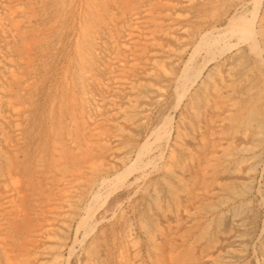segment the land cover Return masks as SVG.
Segmentation results:
<instances>
[{
	"label": "bare ground",
	"instance_id": "obj_1",
	"mask_svg": "<svg viewBox=\"0 0 264 264\" xmlns=\"http://www.w3.org/2000/svg\"><path fill=\"white\" fill-rule=\"evenodd\" d=\"M41 1V0H40ZM46 1V0H45ZM53 1V0H52ZM56 1V0H54ZM73 0H61V5L67 10H74L75 3H72ZM80 1V0H79ZM142 0H81V4L83 5L81 11V20L78 24V29L76 30L78 36L74 37L73 41V53L74 58H65L66 64L68 63L70 69H72V73L65 75L63 77V84L61 94L56 99L51 100L49 108L45 111L47 115L45 118H49V126L46 128L47 133L50 136V148L47 151L46 166L45 168L42 165L41 157L44 158V154L38 153V157L34 162V168L39 173H42V178H44V182L42 185L35 184L34 181L31 180V177L25 175L22 172V166L16 164L14 162V156L16 153V145L17 139L20 137L21 133V122L26 115V109L30 107L27 101H30L28 97V92L36 86L37 80L36 76H38V72L35 74L33 68V61L31 60V50L30 48L36 43L32 39V37H28L26 35V29L30 27L29 25L32 23L33 13L34 12V3L36 0H0V4L3 5L4 12L0 10V162L3 165V171L0 174V264H68L69 257L73 254L76 247H80L82 245V241L88 234V232H92L93 227H95L96 223L99 220L95 215L98 208H100L103 203L106 201L107 197L116 189H118L121 185L124 186L126 184V179L131 174L134 177L129 179V185H136V188L140 186V183L137 181L148 173L149 168L157 164V160L165 154L164 147L167 144V139L169 137H165L163 139L162 136H155L149 140L145 141L142 144H133L127 147L123 152H117L115 148H113L114 143H117L120 135L123 130L122 126L131 125L132 119L130 116L128 117V107L130 108L132 105H139L138 101L136 104L134 102L135 94H133L134 84L136 81V77L138 76V70L140 69V61L148 62V67L150 70L157 68L162 69L166 76L167 73L170 72L165 71L162 64H160L157 59L153 58L155 52H151V49L148 51L146 49L147 45L150 44L154 50L156 48L159 51L158 45L159 42L156 40V37L150 34L147 37L148 33H150V29H148V23H157V17L164 16L165 11L169 10V8L175 5V0H147L146 2ZM190 1V0H189ZM201 1V0H200ZM207 1V0H206ZM218 1V0H217ZM225 1V0H224ZM224 1L222 3H224ZM244 1V0H243ZM248 1V0H247ZM251 1V0H250ZM253 1V0H252ZM256 1V0H255ZM76 2V1H75ZM182 2V1H181ZM193 1H191L192 3ZM199 2V0H198ZM203 2V1H202ZM231 2V1H230ZM258 2V1H257ZM50 3V2H49ZM79 3V4H80ZM219 3V2H215ZM221 3V4H222ZM249 3V2H248ZM43 4V3H42ZM46 4V2H45ZM53 4V2H52ZM55 4V3H54ZM80 4V5H81ZM188 4V3H187ZM206 4V2L204 3ZM257 4V3H256ZM1 5V6H2ZM44 5V4H43ZM56 5V4H55ZM158 7H157V6ZM183 5V4H182ZM181 5V6H182ZM185 5V4H184ZM190 5V3L188 4ZM192 5V4H191ZM197 5V4H196ZM210 5V4H209ZM215 5V4H214ZM250 5V4H249ZM36 6V4H35ZM38 6V5H37ZM40 6V5H39ZM46 6V5H44ZM58 6V7H59ZM156 6V7H155ZM187 6V5H185ZM205 6V5H204ZM213 6V5H212ZM223 6V5H222ZM221 6V7H222ZM240 6V5H239ZM42 7V6H41ZM59 7V8H60ZM175 7V6H174ZM184 7V6H183ZM191 7V6H190ZM198 7V6H197ZM207 7V6H206ZM214 7V6H213ZM254 7V6H253ZM263 7V6H262ZM155 8H161V12L159 10L155 11ZM181 9V7H179ZM204 8V7H203ZM223 8V7H222ZM50 9V8H49ZM54 9V7L52 8ZM56 9V8H55ZM79 9V8H78ZM175 9V8H173ZM172 9V10H173ZM199 9V8H198ZM211 9V8H210ZM209 9V10H210ZM227 9V8H226ZM246 9V8H244ZM250 9V8H249ZM248 9V10H249ZM37 11L39 8L36 9ZM70 10V11H71ZM189 10V9H188ZM191 10V9H190ZM222 10V9H221ZM233 10V9H232ZM240 10V9H239ZM247 10V11H248ZM254 10V8H253ZM252 10V11H253ZM258 10V9H257ZM44 11V10H43ZM47 11V10H46ZM45 11V12H46ZM50 11V10H49ZM47 11V12H49ZM63 11H65L63 9ZM69 11V10H68ZM69 11V12H70ZM78 11V10H77ZM204 11V10H203ZM207 11V10H206ZM216 11V10H215ZM234 11V10H233ZM256 11V10H255ZM39 12V11H38ZM66 12V11H65ZM67 14H70V13ZM73 12V11H72ZM159 12V13H157ZM213 12V11H211ZM210 12V13H211ZM240 12V11H239ZM243 12V11H242ZM246 12V11H245ZM244 12V13H245ZM42 13V12H41ZM50 13V12H49ZM80 13V12H79ZM161 13V14H160ZM169 14V12L167 11ZM176 13V12H175ZM179 13V12H178ZM188 14V12H186ZM194 13V12H193ZM192 13V14H193ZM241 13V12H240ZM240 13L239 16L241 15ZM247 13V12H246ZM251 13V12H250ZM45 14V13H44ZM64 14V13H63ZM66 14V17H67ZM167 14V15H168ZM186 14V15H187ZM204 14V13H203ZM215 15L217 13H214ZM257 14V13H256ZM35 15V14H34ZM42 15V14H41ZM53 15L52 13L50 14ZM183 15V14H181ZM179 14V16H181ZM212 15V13H211ZM244 15V14H243ZM242 15V16H243ZM259 15V14H258ZM79 16V15H78ZM174 16V13H173ZM177 16V14H176ZM176 17V18H179ZM193 16V15H191ZM217 16V15H216ZM228 16V15H226ZM56 17V16H55ZM64 16L62 15V18ZM70 17V15H69ZM166 17V16H164ZM169 17V15L167 16ZM195 17V16H194ZM203 18V16H201ZM214 16L212 15V18ZM224 17V16H223ZM234 17H238L234 16ZM245 17V16H244ZM242 17V19L244 18ZM247 17V16H246ZM251 17V16H250ZM258 17V16H257ZM170 18V17H169ZM172 18V16H171ZM174 18V17H173ZM186 18V17H185ZM205 18V16H204ZM207 18V17H206ZM205 18V19H206ZM210 18V17H209ZM236 18V19H237ZM254 18V16H253ZM261 18V16H260ZM57 19V18H56ZM66 18H64L65 20ZM68 19V18H67ZM189 19V18H188ZM192 19V18H191ZM208 19V18H207ZM221 19V18H220ZM233 19V18H232ZM248 19V18H246ZM252 19V18H250ZM256 19V18H254ZM63 20V21H64ZM69 20V19H68ZM158 22H161L158 19ZM164 20V18H163ZM162 20V21H163ZM176 20V19H174ZM181 20V18H180ZM184 20V19H183ZM196 20V19H195ZM209 20V19H208ZM216 20V18H215ZM229 20V19H226ZM257 20V19H256ZM259 20V19H258ZM54 21V20H53ZM52 21V22H53ZM57 21V20H56ZM62 21V20H61ZM169 21V20H168ZM173 23L172 20H170ZM169 21V22H170ZM193 21V20H192ZM205 21V20H204ZM234 21V20H233ZM242 21V20H241ZM253 21V20H252ZM262 21V20H260ZM259 21V22H260ZM59 22V21H58ZM65 22V21H64ZM70 22V21H69ZM166 22V21H165ZM168 22V23H169ZM203 22V21H202ZM224 22V20H223ZM243 22V21H242ZM250 22V21H249ZM258 22V23H259ZM56 23V22H55ZM60 23V22H59ZM58 23V24H59ZM63 23V22H62ZM72 23V21H71ZM163 24V22H161ZM176 23V22H175ZM179 23V22H178ZM195 23V22H194ZM212 23V22H211ZM216 23V22H215ZM234 23V22H232ZM61 24V23H60ZM64 24V23H63ZM74 24V23H73ZM162 24L159 26L162 27ZM164 23L163 25H165ZM170 24V23H169ZM167 24V26L169 25ZM204 24V23H203ZM209 24V23H207ZM227 24V23H226ZM231 23H229V26ZM246 24V22H245ZM248 24V23H247ZM255 24V23H254ZM252 24V25H254ZM261 24V23H260ZM257 24V25H260ZM264 24V23H263ZM171 25V24H170ZM181 25V23H180ZM216 24H214L215 26ZM228 25V24H227ZM233 25V24H232ZM250 25V26H252ZM256 25V26H257ZM32 26V25H31ZM57 26V25H56ZM54 26V27H56ZM63 26V25H62ZM61 26V27H62ZM158 26V25H157ZM219 26V25H218ZM236 28L235 33L243 34L242 27H239L240 24L235 23ZM248 26V25H247ZM245 25V30L247 29ZM248 26L247 31H252L251 27ZM47 27V26H46ZM50 27V26H48ZM53 27V26H52ZM53 27V28H54ZM154 27V26H153ZM156 27V26H155ZM181 27V26H180ZM179 27V28H180ZM216 27V26H215ZM226 27V26H225ZM228 27V26H227ZM253 27V26H252ZM26 28V29H25ZM60 28V27H57ZM65 28V27H64ZM157 28V27H156ZM155 28V30H157ZM172 29L174 27H171ZM177 28V27H176ZM224 28V26H223ZM44 29V28H43ZM42 29V30H43ZM185 28L184 31H186ZM189 29V28H188ZM232 29V28H230ZM237 29V30H236ZM261 29V28H260ZM259 29V31H260ZM263 29V27H262ZM261 29V30H262ZM40 30V28H39ZM38 30V32H39ZM45 30V29H44ZM50 30V29H49ZM57 30V29H56ZM153 30V29H152ZM160 30V29H158ZM165 30V29H164ZM195 30V29H194ZM228 29H226L227 31ZM256 30V29H255ZM51 31V30H50ZM55 31V29H54ZM58 31V30H57ZM56 31V32H57ZM60 31V29H59ZM58 31V32H59ZM65 31V30H62ZM154 31V30H153ZM152 31V32H153ZM162 31V30H161ZM168 31V30H167ZM166 31V33H167ZM172 31V30H171ZM177 31V30H176ZM182 31V29H181ZM183 31V32H184ZM205 31V30H204ZM207 31V30H206ZM219 31V30H218ZM222 31V30H221ZM257 31V32H259ZM34 32V31H33ZM37 32V33H38ZM44 32V31H43ZM48 33V30L46 31ZM57 32V33H58ZM180 32V31H179ZM187 32V31H186ZM185 32V33H186ZM192 32V31H191ZM220 32V31H219ZM224 32V31H222ZM229 32V31H228ZM55 32H52L54 34ZM61 33V31H60ZM67 33V32H66ZM76 33V32H75ZM188 33V32H187ZM198 33V32H197ZM204 33V32H202ZM211 33V32H210ZM233 33V32H232ZM230 33V34H232ZM249 33V32H248ZM253 33V32H252ZM256 33V32H254ZM253 33V34H254ZM262 33V32H261ZM28 34V33H27ZM41 34V33H40ZM65 34V33H64ZM153 34V33H152ZM156 34V32H155ZM164 34V32H163ZM220 34V33H217ZM223 34V33H222ZM251 34V35H253ZM43 35V34H42ZM47 35V34H46ZM51 35L48 33V37ZM63 35V32H62ZM67 35V34H66ZM76 35V34H75ZM154 35V34H153ZM157 35V34H156ZM165 35V34H164ZM171 35V34H170ZM187 35V34H186ZM260 35V34H259ZM263 35V34H262ZM45 36V35H44ZM64 36V35H63ZM173 36V34H172ZM190 36V35H189ZM207 36V35H206ZM211 36V35H210ZM231 36V35H230ZM224 37L225 39L230 37ZM234 36V35H232ZM256 36V34L254 35ZM258 36V35H257ZM52 37V36H51ZM50 37V38H51ZM55 37V36H54ZM61 38V36H59ZM158 37V36H157ZM164 37V36H163ZM170 37V36H169ZM177 37V36H176ZM179 37V36H178ZM185 37V36H184ZM183 37V39H184ZM208 37V36H207ZM239 37V36H237ZM244 37V35H242ZM40 36L35 38V40H39ZM45 37H42V39ZM58 38V37H57ZM56 38V39H57ZM73 38V36L71 37ZM180 38V37H179ZM182 38V37H181ZM202 40L201 38L197 37ZM245 38V37H244ZM250 38H253L251 36ZM41 39V40H42ZM46 39V38H45ZM49 39V38H48ZM47 39V40H48ZM171 39V38H170ZM181 41H185V40ZM235 39V38H234ZM241 39V38H240ZM245 38L244 40L247 42ZM256 39V38H254ZM46 40V41H47ZM54 40V38H53ZM69 40V39H68ZM73 40V39H72ZM160 40V39H159ZM180 40V39H178ZM229 40V39H228ZM233 40V38H232ZM239 39L237 38V41ZM243 40V41H244ZM264 40V39H263ZM43 41V40H42ZM45 41V44H46ZM49 41V40H48ZM59 41V40H58ZM64 41V40H63ZM67 41V40H65ZM173 41V40H172ZM189 41V40H188ZM203 41V40H202ZM224 41V40H223ZM227 41V40H226ZM225 41V42H226ZM258 41V40H253ZM262 41V40H261ZM40 42V41H39ZM50 42V41H49ZM48 42V43H49ZM70 42V41H69ZM72 42V41H71ZM166 42V41H165ZM176 42V41H173ZM245 42V43H246ZM55 43V42H54ZM59 44L58 42H56ZM62 43V42H61ZM64 43V42H63ZM167 43V42H166ZM178 43V42H177ZM190 43V42H189ZM229 43V41H228ZM235 45L239 44L234 42ZM255 43V42H254ZM249 42L250 46L255 47L254 44ZM39 44V43H38ZM41 44V43H40ZM44 44V43H43ZM42 44V46H44ZM53 44V43H52ZM56 44V45H57ZM162 44V43H161ZM168 44V43H167ZM167 44H165L167 46ZM180 44V43H179ZM183 45V43H181ZM195 44V43H194ZM200 44V41H199ZM198 44V45H199ZM230 44V43H229ZM226 47H228V45ZM232 44V43H231ZM260 44V43H259ZM36 45V44H35ZM54 45V44H53ZM52 45V46H53ZM67 45V43H66ZM164 45V44H162ZM234 45V44H233ZM245 45V44H243ZM258 45V44H257ZM256 45V46H257ZM42 46H38L41 47ZM46 46V45H45ZM51 46V44H50ZM65 46V43H64ZM63 46V47H64ZM170 46V45H169ZM177 46V45H176ZM175 46V47H176ZM184 46V45H183ZM186 46V45H185ZM239 46V45H238ZM241 46V45H240ZM249 46V47H250ZM263 45H261L262 47ZM47 47V46H46ZM55 47V46H54ZM53 47V48H54ZM161 47V46H160ZM193 47V46H192ZM226 47H224L226 49ZM230 47V46H229ZM248 47V48H249ZM264 47V46H263ZM262 47V48H263ZM37 48V47H36ZM45 48V47H44ZM52 48V47H51ZM62 48V47H61ZM149 48V47H148ZM169 47L168 49H170ZM223 48V49H224ZM246 48V47H245ZM250 48V49H252ZM39 49V48H38ZM63 49V48H62ZM155 49V50H156ZM165 49V48H164ZM173 49V47L171 48ZM183 49V48H182ZM206 49V48H205ZM229 49V48H227ZM258 49V47H257ZM41 50V49H39ZM44 50V49H43ZM46 50V49H45ZM48 50V49H47ZM56 50V49H55ZM143 50V51H142ZM147 50L148 52H146ZM166 50V49H165ZM165 50L164 53H165ZM218 50V49H217ZM256 49H253V51ZM260 50V49H259ZM263 50V49H262ZM54 51V50H53ZM142 51V52H140ZM162 50H160L161 52ZM193 51H196L195 49ZM198 51V50H197ZM196 51V52H197ZM223 51V50H222ZM250 51V50H249ZM55 52V51H54ZM53 52V53H54ZM72 52V51H71ZM171 52V50L169 51ZM178 53L180 51H177ZM204 52V51H203ZM208 52V50L206 51ZM205 52V53H206ZM212 52V51H211ZM263 52V51H262ZM40 53V52H39ZM44 53V52H42ZM153 53V54H152ZM195 53V52H193ZM256 53V52H255ZM260 53V52H258ZM159 53L157 52V55ZM176 52L174 53L175 56ZM200 54V53H199ZM210 53L208 52L207 55ZM215 53H212V55ZM220 54V53H219ZM254 55V53H252ZM156 55V54H155ZM156 55V56H157ZM161 55V54H160ZM169 55V54H166ZM190 55H192L190 53ZM196 55V53H195ZM206 55V54H205ZM239 55V54H238ZM259 55V54H258ZM177 56V55H176ZM173 57V56H172ZM170 58V61H172ZM191 57V56H190ZM207 57V56H205ZM214 57V56H213ZM257 57V56H256ZM64 58V57H63ZM157 58V57H156ZM181 58V55H180ZM194 58V56H193ZM203 58V57H201ZM208 58V57H207ZM235 58V57H234ZM261 58V57H259ZM257 57V59H259ZM161 59V58H160ZM178 59V56L176 57ZM176 59H173L175 63H177ZM204 59V58H203ZM209 59V58H208ZM212 60V58H210ZM42 60V59H40ZM45 59L43 58V61ZM64 60V59H63ZM180 60V59H179ZM205 60V59H204ZM218 60V59H217ZM241 60V59H240ZM201 61V60H200ZM199 61V62H200ZM203 61V60H202ZM209 61V60H208ZM253 61V60H252ZM262 61V58L259 62ZM48 62V61H47ZM204 62V61H203ZM202 62V63H203ZM237 62V61H236ZM44 63V62H43ZM174 63V62H173ZM183 63V62H182ZM201 63V62H200ZM201 63V64H202ZM238 63V62H237ZM253 63V62H252ZM41 64V63H37ZM67 64V65H68ZM72 64V65H71ZM194 64V62H193ZM236 64V63H235ZM36 65V64H35ZM45 65V63L43 64ZM48 65V64H47ZM167 65V64H166ZM184 65V64H183ZM204 65V64H202ZM207 65V64H205ZM142 66V65H141ZM234 66V65H233ZM241 66V65H240ZM253 66V65H252ZM263 66V65H262ZM35 67V66H34ZM46 67V66H45ZM72 67V68H71ZM146 67V66H145ZM144 67V68H145ZM172 67V66H171ZM179 67V66H178ZM201 67V65H200ZM239 67V66H238ZM66 68V67H65ZM184 68V67H183ZM182 68V69H183ZM192 68V67H191ZM37 69V68H35ZM181 69V68H180ZM200 69V68H199ZM198 69V70H199ZM260 69V68H259ZM48 70V69H47ZM69 70V69H68ZM148 71V73L150 72ZM188 70L190 68L188 67ZM182 70L181 78L175 79L176 87L180 84L182 79L186 76ZM195 71V70H194ZM259 71V70H258ZM141 72V71H140ZM147 72V70H145ZM153 72V71H152ZM159 72V71H158ZM172 72V71H171ZM178 72V71H177ZM180 72V71H179ZM193 72V71H192ZM196 72V71H195ZM199 72V71H198ZM227 72V71H226ZM40 73V72H39ZM67 73V72H66ZM190 73V72H189ZM264 73V72H263ZM143 74V73H142ZM157 74H160L157 73ZM175 74V73H174ZM191 74V73H190ZM189 74V75H190ZM216 74V73H215ZM228 74V73H227ZM193 75V73L191 74ZM217 75H220L219 73ZM143 76V75H142ZM151 76V75H150ZM159 76V75H158ZM175 76V75H173ZM261 76V74H260ZM144 79L146 78L143 76ZM153 77V76H152ZM189 76L187 75L186 80ZM149 78V77H148ZM151 78V77H150ZM157 78V77H156ZM167 78V77H166ZM174 78V77H173ZM244 78V76H243ZM246 78V76H245ZM140 79V77H138ZM155 79V78H154ZM161 79V78H160ZM164 79V78H163ZM162 79V81H163ZM192 79V78H191ZM209 79V76L208 78ZM213 79V78H212ZM143 80V78H142ZM151 80V79H150ZM158 79H156L157 81ZM185 80V81H186ZM189 80V79H188ZM194 78L192 79V81ZM196 80V79H195ZM221 80V79H220ZM241 80V79H240ZM247 80V79H246ZM145 81V80H144ZM148 81V79H147ZM161 81V80H160ZM184 81V80H183ZM191 81V84L194 82ZM245 81V80H244ZM139 82V80H138ZM136 82V84L138 83ZM221 82V81H220ZM49 83V82H48ZM140 83V82H139ZM138 83V84H139ZM143 83V82H141ZM147 83V82H146ZM165 83V82H164ZM148 84L150 89L156 91V95L153 97L154 99H158L160 95H162L161 89H163V84ZM207 84V82H204ZM250 83V82H249ZM184 84V82H182ZM181 84V85H182ZM214 86V83H212ZM222 84V82H221ZM44 85V84H43ZM50 85V84H49ZM166 85V84H165ZM171 85V84H170ZM200 85V84H199ZM220 85V84H219ZM142 86V85H141ZM169 86V85H168ZM186 86V85H184ZM182 85V87H184ZM209 86V85H208ZM218 86V85H217ZM216 87V86H215ZM213 87V89H216ZM225 87V86H224ZM247 87V86H246ZM165 88V87H164ZM174 88V87H173ZM172 88V90H173ZM178 88V87H177ZM218 88V87H217ZM229 88V87H228ZM249 88V85H248ZM143 89V88H142ZM141 89V91H142ZM168 89V88H167ZM181 89V87H180ZM197 88L196 90H198ZM207 89V88H206ZM205 89V90H206ZM223 89V88H221ZM225 89V88H224ZM230 89V88H229ZM254 89V88H253ZM258 89V88H257ZM185 90L182 88V91ZM204 90V89H203ZM226 90V89H225ZM232 90V89H231ZM248 90V89H247ZM35 91V90H34ZM135 91V90H134ZM153 91V92H154ZM165 91V90H164ZM168 91V90H167ZM175 91V90H174ZM181 91V92H182ZM213 91V90H212ZM224 91V90H223ZM249 92L251 91L248 90ZM137 92V91H135ZM152 92V91H151ZM173 92V91H172ZM176 92V91H175ZM179 92V91H177ZM207 92V91H206ZM249 92L247 94H249ZM258 92V91H257ZM56 93V92H55ZM150 93V92H149ZM165 93V92H164ZM208 93V92H207ZM214 93V92H213ZM218 93H220L218 91ZM246 93V92H245ZM139 94V93H138ZM175 94V93H174ZM202 94V90H201ZM205 94V93H204ZM202 94V95H204ZM262 94V93H260ZM137 95V94H136ZM152 95V94H150ZM167 95V94H166ZM169 95V94H168ZM184 95V92L181 94V98ZM201 95V96H202ZM207 95V94H206ZM216 95V94H215ZM227 95V94H226ZM138 96V95H137ZM136 96V98H138ZM174 96V95H173ZM205 96V95H204ZM209 96V95H208ZM222 96V93H221ZM225 96V95H224ZM223 96V97H224ZM261 96V95H260ZM55 97V96H54ZM146 97V95H145ZM144 97V98H145ZM150 97V96H149ZM163 97V96H162ZM178 97V96H177ZM184 97V96H183ZM186 97V95H185ZM207 97V96H206ZM205 97V98H206ZM212 97V96H211ZM219 97V96H218ZM262 97V96H261ZM260 97V98H261ZM32 98V97H31ZM135 98V100H136ZM141 98V96L139 97ZM152 98V100H153ZM161 98V97H159ZM193 98V97H192ZM200 98V97H199ZM202 98V97H201ZM250 98V97H249ZM259 98V99H260ZM146 99V98H145ZM148 99V98H147ZM162 99V98H161ZM165 99V98H164ZM229 99V98H228ZM258 99V98H257ZM255 99V100H257ZM262 99V98H261ZM140 100V99H138ZM160 100V99H158ZM158 100H156L158 102ZM189 100V99H188ZM199 100V99H198ZM230 100V99H229ZM229 100L228 103H229ZM254 100V101H255ZM264 100V99H263ZM150 101V100H149ZM175 105L178 102V99H175ZM202 101V100H201ZM213 101V100H212ZM225 101V100H224ZM259 101V100H258ZM145 102V101H144ZM156 102V103H157ZM191 102V100H190ZM199 102V101H198ZM208 102V101H207ZM256 102V101H255ZM159 103V102H158ZM217 104V102H215ZM220 103V102H219ZM224 103V102H223ZM180 104V103H179ZM208 104V103H207ZM210 104V103H209ZM222 104V103H221ZM29 105V106H28ZM147 105V104H146ZM154 105V104H153ZM152 105V107H153ZM224 105V104H223ZM236 105V104H235ZM248 105V104H247ZM258 105V104H256ZM134 106V107H136ZM144 106V105H143ZM143 106H140L143 107ZM158 106V105H156ZM178 106V105H176ZM175 106V107H176ZM208 106V105H206ZM205 106V107H206ZM217 106V105H216ZM226 106V104H225ZM234 105H232L233 107ZM252 106V104H251ZM250 106V107H251ZM255 106V104H254ZM150 107V106H148ZM172 107V108H175ZM257 107V106H255ZM254 110L256 111L257 108ZM133 108V107H132ZM145 108V106H144ZM189 108L191 109L190 105ZM216 108V107H215ZM246 108V107H245ZM139 109V108H138ZM176 109V108H175ZM189 109V110H190ZM210 109V108H209ZM214 109V108H211ZM54 110V111H52ZM127 113H126V111ZM130 110V109H129ZM173 110V109H172ZM187 110V109H186ZM195 110V109H194ZM218 111V108L216 109ZM131 111V110H130ZM137 111V110H136ZM210 111V110H209ZM228 111V110H227ZM247 111V110H246ZM252 111V110H251ZM44 112V111H43ZM149 112V111H148ZM153 112V111H152ZM160 112V111H159ZM194 112V111H193ZM216 112V111H215ZM214 112V114H215ZM136 113V112H134ZM196 113H199L196 111ZM203 113V111H202ZM206 113V111H205ZM235 113V112H234ZM237 113V112H236ZM137 114V113H136ZM146 114V113H145ZM166 114V113H165ZM172 114V113H171ZM190 114V112L188 113ZM200 114V113H199ZM219 113L216 112V115ZM229 114V113H227ZM231 114V113H230ZM240 114V113H239ZM256 115V113H254ZM43 115V113H42ZM140 115V114H139ZM148 115V114H147ZM167 115V114H166ZM204 115V114H203ZM258 114L257 111V116ZM150 116V115H149ZM212 116V115H211ZM230 116V115H229ZM232 116V115H231ZM236 116V115H235ZM249 116V115H248ZM262 116V115H260ZM39 117V116H38ZM41 117V115H40ZM144 117V116H143ZM170 117V116H169ZM188 117V116H187ZM210 117L209 114L207 118ZM213 117V116H212ZM224 116H221L223 118ZM46 118V120H48ZM164 118H166L164 116ZM182 118V117H181ZM192 118V117H191ZM200 118V117H199ZM198 118V119H199ZM218 118V117H217ZM230 118V117H229ZM228 118V119H229ZM252 118V117H251ZM256 118V117H255ZM43 119V116H42ZM137 119V118H136ZM134 118V120H136ZM140 119V118H139ZM162 119V117H161ZM213 118H210L212 120ZM234 119V118H232ZM243 118H241L242 120ZM250 119V118H249ZM143 120V119H142ZM203 120V116H202ZM208 120L205 124V128L210 127L209 131L215 129L217 123L219 121H210ZM221 121L222 119L219 118ZM224 120V119H223ZM230 120V119H229ZM248 120V119H247ZM246 120V121H247ZM41 121L40 119L38 122ZM141 121V120H140ZM158 121V120H157ZM171 121V120H170ZM226 121V120H225ZM233 121V120H232ZM256 121V120H254ZM44 122V121H43ZM138 122V121H137ZM168 122V121H167ZM240 122V121H239ZM238 122V123H239ZM46 123V122H45ZM142 123V122H141ZM160 123V122H159ZM188 123H190L188 119ZM209 123V124H208ZM222 123V122H220ZM248 122H246L247 124ZM250 123V122H249ZM258 123V122H256ZM42 124V122H40ZM125 124V125H122ZM204 124V123H203ZM223 124V123H222ZM244 124V123H243ZM37 125V124H36ZM136 125V124H135ZM134 125V126H135ZM139 125V124H138ZM143 125V124H140ZM166 125V122L163 124ZM171 125V124H170ZM198 125V124H197ZM248 125V124H247ZM47 126V125H45ZM144 126V125H143ZM158 126V125H157ZM167 126V125H166ZM175 126V125H174ZM224 126V125H223ZM229 126V125H227ZM239 126V125H238ZM249 126V125H248ZM251 126V125H250ZM35 127V126H34ZM44 127V126H43ZM132 127V126H131ZM137 127V126H136ZM186 127V126H184ZM39 128V126H38ZM45 128V127H44ZM124 128V127H123ZM134 128V127H133ZM139 128V126H138ZM137 128V129H138ZM161 128V127H159ZM189 128V127H188ZM193 128V127H192ZM191 128V129H192ZM195 128V127H194ZM199 128V127H198ZM204 128V126H203ZM226 128V127H225ZM241 128V127H240ZM128 129V128H127ZM126 129V130H127ZM141 129V128H140ZM144 129V128H143ZM167 129V128H166ZM171 129V128H170ZM251 129V128H250ZM260 129V128H259ZM264 129V128H263ZM41 130V128H40ZM136 130V129H135ZM165 130V129H164ZM163 130V131H164ZM182 130V129H181ZM196 130V129H195ZM203 130V129H202ZM201 130V131H202ZM236 130V128H235ZM255 130V129H254ZM261 130V129H260ZM259 130V132H260ZM44 131V130H43ZM171 131V130H170ZM187 131V130H186ZM192 131V130H191ZM221 131V130H219ZM225 131V130H224ZM20 132V133H19ZM127 132V131H125ZM124 132V133H125ZM181 132V131H178ZM184 133V131H182ZM189 132V131H188ZM187 132V133H188ZM194 131H192L193 133ZM243 132V131H242ZM256 132V131H255ZM258 132V133H259ZM142 133V132H141ZM155 133V128L148 131L146 134V139H149ZM207 133V132H206ZM205 133V136H206ZM219 133V132H218ZM238 133V132H237ZM254 133V132H253ZM130 134V133H129ZM132 134V133H131ZM161 134V132H160ZM201 134V133H200ZM209 134V133H208ZM220 134V133H219ZM226 134V133H225ZM234 134V133H233ZM246 134V133H245ZM123 135V134H122ZM134 133L132 134V136ZM140 135V134H139ZM142 135V134H141ZM145 135V134H144ZM170 135V134H169ZM184 135V134H183ZM242 135V134H241ZM137 136V135H136ZM176 136V135H175ZM174 136V138H175ZM181 137V135H179ZM185 136V135H184ZM195 136V134L193 135ZM209 137L211 139V146H209L208 150H202L201 159L192 160L190 158L191 163L199 162L197 166H191L192 169H195V173L190 169L186 172L188 174V179L184 178L183 175L185 170L175 161L168 162L165 166L164 171L170 175L171 179L177 182L181 188L178 191L182 194V207L184 208L185 213L189 212V207L194 202L203 201L205 199L212 198L213 192H217L216 188L218 187V180L216 176L214 177V163L213 158L217 151H221L223 155L227 152L230 146H232V142L227 138L222 137V135L218 136L214 134V132H210ZM230 136V135H229ZM258 136V135H257ZM126 137V136H125ZM177 137V136H176ZM178 137V138H180ZM137 138V137H133ZM193 138V137H192ZM199 138V137H198ZM203 138V136H202ZM206 138V137H205ZM21 139V138H20ZM19 139V140H20ZM45 139V138H44ZM121 139V138H120ZM138 139V138H137ZM186 139V138H185ZM201 139V138H200ZM231 139V138H230ZM254 139V138H253ZM18 140V144L19 141ZM141 140V139H140ZM143 140V139H142ZM177 140V139H176ZM189 140V139H188ZM192 140V139H191ZM255 140V139H254ZM22 141V140H21ZM139 141V140H137ZM171 141V140H170ZM180 141V139H179ZM182 141V140H181ZM203 141V140H202ZM207 141V140H205ZM16 142V143H15ZM142 142V141H141ZM200 142V141H199ZM256 140L254 141V143ZM122 143V142H121ZM120 144V143H119ZM127 144V143H126ZM180 144V143H179ZM184 144V143H183ZM203 144V143H202ZM207 144V143H206ZM227 144V145H226ZM168 145V144H167ZM178 145V144H176ZM175 145V146H176ZM48 146V147H49ZM170 146V145H169ZM168 146V148H170ZM181 145H179L180 147ZM243 147V145H241ZM207 147V146H206ZM234 147V146H233ZM255 149L253 146H250ZM256 147V146H255ZM177 148V147H176ZM182 148V146H181ZM198 148V147H197ZM231 148V147H230ZM124 149V148H122ZM172 149V148H170ZM234 149V148H233ZM245 149V148H244ZM20 150V149H19ZM44 150V149H43ZM166 150V149H165ZM187 149H185L186 151ZM46 152V149L44 150ZM171 150H168L170 152ZM246 151V150H245ZM182 152V151H181ZM200 152V151H199ZM220 152V153H221ZM241 152V151H238ZM16 153V154H15ZM174 153V151L172 152ZM171 153V159L174 154ZM192 153V152H191ZM194 153V151H193ZM248 153V152H247ZM36 155V154H35ZM194 155V154H191ZM191 155H189L191 157ZM196 155V154H195ZM199 155L200 158V154ZM217 158L221 154H216ZM170 156H168L170 158ZM230 156V155H229ZM235 156V155H234ZM241 156V155H240ZM17 157V156H16ZM20 157V156H19ZM167 157V156H166ZM178 157V156H177ZM186 157V156H185ZM184 157V158H185ZM188 157V156H187ZM186 157V158H187ZM228 157V155H227ZM198 158V157H196ZM223 158V156H222ZM226 158V155H225ZM223 160H226V159ZM242 158V157H241ZM245 158V157H244ZM243 158V159H244ZM36 159V158H35ZM189 159V158H188ZM186 159V161L188 160ZM240 158H237V161ZM175 160V159H174ZM177 160V159H176ZM184 160V159H183ZM245 160V159H244ZM159 161V160H158ZM161 161V160H160ZM184 161V162H186ZM240 161V160H239ZM19 162V161H18ZM175 162V163H174ZM178 162V161H177ZM215 162V161H214ZM236 162V161H235ZM182 163V162H181ZM190 163V162H189ZM241 164L242 161L240 162ZM264 164V162H262ZM161 164V163H160ZM158 164V165H160ZM262 164V165H263ZM115 165L117 167H115ZM163 165V163H162ZM165 165V164H164ZM163 165V166H164ZM187 165V164H186ZM191 165V164H190ZM261 165V166H262ZM1 166V164H0ZM185 166V165H183ZM221 166V165H217ZM239 167V165H237ZM236 166V167H237ZM156 167V166H155ZM188 167V166H187ZM216 167V166H215ZM223 167V166H222ZM21 168V169H20ZM162 168V166L160 167ZM184 168V167H183ZM226 168V167H224ZM261 168V167H260ZM154 169V168H153ZM158 169V168H157ZM188 169V168H187ZM221 169V168H220ZM227 169V168H226ZM1 170V169H0ZM155 170V169H154ZM240 170V169H239ZM247 170V169H246ZM219 171V170H218ZM229 171V170H228ZM238 171V170H237ZM250 171V170H249ZM150 172V171H149ZM152 172V171H151ZM150 172V173H151ZM225 172V171H222ZM221 172V173H222ZM240 172V171H239ZM217 173V172H216ZM247 173V172H246ZM245 173V174H246ZM136 174V175H135ZM152 174V173H151ZM238 174V173H237ZM150 175V174H149ZM229 176V175H228ZM259 177V176H258ZM261 177V176H260ZM161 178V177H160ZM38 179V178H37ZM146 179V178H145ZM231 179V178H230ZM150 180V179H149ZM160 180V179H158ZM164 180V178H163ZM166 180V179H165ZM144 181V180H143ZM169 181V180H168ZM165 181V186L170 187V183ZM230 181V180H229ZM232 181V180H231ZM242 181V180H241ZM223 182V181H222ZM225 182V181H224ZM247 182V181H246ZM155 183V182H154ZM196 187H192L191 185H195ZM229 184V183H228ZM133 185V186H134ZM145 185V184H144ZM174 185V184H173ZM242 185V184H241ZM156 186V185H155ZM154 186V187H155ZM158 186V183H157ZM175 186V185H174ZM243 186V185H242ZM135 187V186H134ZM153 187V185H152ZM226 186H224L225 189ZM230 187V186H227ZM121 188V187H120ZM135 188V189H136ZM141 188V187H140ZM158 188V187H157ZM160 188V187H159ZM173 188V186H172ZM180 188V187H179ZM127 189V188H126ZM139 189V188H138ZM156 189V187H155ZM154 189V190H155ZM174 189V188H173ZM230 189V188H229ZM137 190V189H136ZM222 190V189H221ZM259 190V189H258ZM134 191V190H133ZM141 191V189H140ZM129 192V190H128ZM136 192V191H135ZM134 192V193H135ZM153 192V190H152ZM157 190H155V195H159ZM161 192V191H160ZM116 193V192H115ZM169 193V192H168ZM175 197L177 192H173ZM218 193V192H217ZM111 194V195H113ZM133 194V192H132ZM153 194V193H152ZM170 194V193H169ZM178 194V196L180 195ZM254 194V193H253ZM127 195V194H126ZM148 195V194H147ZM154 195V196H155ZM216 195V194H215ZM135 196V195H134ZM139 196V195H137ZM162 196V195H159ZM156 196L157 198H160ZM172 196V194H171ZM220 196V195H218ZM260 196V195H259ZM112 197V196H111ZM129 197V196H128ZM150 197V196H149ZM261 200L264 201V195L260 196ZM130 198V197H129ZM162 198V197H161ZM231 198V197H230ZM137 199V198H136ZM151 201L156 202L155 198H149ZM153 199V200H152ZM166 199V198H165ZM233 199V198H232ZM231 199V200H232ZM92 200L95 202L92 203ZM122 200V199H121ZM177 200V199H175ZM32 201V210L34 211V221L31 223L28 220V216H30L31 211H29V202ZM160 201V200H159ZM174 201V198H173ZM179 201V198H178ZM250 201V199H249ZM107 202V201H106ZM126 202V201H125ZM129 202V201H127ZM126 202V203H127ZM147 202V201H146ZM163 202V199H162ZM167 201L165 200V203ZM169 202V201H168ZM210 202V201H209ZM225 202V201H224ZM179 203V202H178ZM176 203V204H178ZM202 203V202H201ZM204 203V201H203ZM208 203V202H207ZM205 203V204H207ZM211 203V202H210ZM122 204V202H121ZM124 204V203H123ZM130 204V203H129ZM132 204V203H131ZM134 204V203H133ZM150 204V203H149ZM148 204V205H149ZM157 205V202L155 203ZM160 204V203H158ZM162 204V203H161ZM225 204V203H223ZM106 205V204H105ZM141 205V203H140ZM163 205V204H162ZM180 205V204H179ZM201 205V204H200ZM204 205V204H202ZM222 205V204H221ZM264 205V204H263ZM115 206V205H114ZM113 206V208H115ZM127 206V205H126ZM131 206V205H130ZM210 206V205H209ZM218 206V205H217ZM227 206V205H226ZM120 207V206H119ZM118 207V209H119ZM129 207V206H128ZM154 207V205H153ZM169 207V206H168ZM174 207V206H173ZM176 207V205H175ZM179 207V206H177ZM176 207V208H177ZM193 207V206H192ZM195 207V206H194ZM203 207V206H202ZM155 208H159L156 207ZM207 208V207H206ZM237 208V207H236ZM116 208L115 211L118 210ZM123 209V208H121ZM120 209V210H121ZM127 209V208H125ZM133 209V208H132ZM140 209V208H139ZM146 209V208H144ZM150 209V206H149ZM165 209V208H164ZM179 209V208H178ZM210 209V208H207ZM228 209V208H226ZM100 210V209H99ZM128 210V209H127ZM142 210V209H141ZM153 210V209H150ZM160 210V209H159ZM162 210V209H161ZM175 210V209H174ZM195 210V209H193ZM197 210V209H196ZM124 211V210H122ZM120 211V212H122ZM168 211V210H167ZM209 213L211 210H208ZM232 211V210H231ZM236 211V210H235ZM118 212V211H117ZM119 212V214H120ZM139 212V211H138ZM141 212V211H140ZM165 212V211H163ZM171 212V211H170ZM178 212V211H174ZM204 212V211H203ZM28 213L30 215H28ZM125 213V212H124ZM127 213V212H126ZM130 213V211H129ZM132 213H135V211ZM146 213V212H145ZM149 213V212H148ZM171 212V214H174ZM191 213V212H189ZM188 213V214H189ZM196 215L198 212H196ZM208 213V214H209ZM220 213V211H219ZM238 213V212H237ZM236 213V216H237ZM242 213V212H241ZM123 214V213H122ZM157 214V213H155ZM163 214V213H162ZM168 214V213H167ZM187 214V215H188ZM193 214V213H192ZM206 214V212H205ZM217 214V212L215 213ZM124 215V214H123ZM134 215V214H132ZM139 215V214H138ZM152 215V214H151ZM154 215V214H153ZM160 215V214H159ZM165 213L161 216H164ZM175 215V214H174ZM190 215V214H189ZM195 215V214H194ZM201 216V214H199ZM207 215V214H206ZM222 215V214H221ZM229 215V214H228ZM231 215V214H230ZM234 215V213H232ZM33 216V215H31ZM113 216V214H112ZM117 216V215H116ZM125 216V215H124ZM143 216V215H142ZM168 216V215H167ZM171 216V215H170ZM204 216V215H203ZM158 215L156 216V218ZM186 217V216H185ZM188 217V216H187ZM195 218V216H193ZM205 217V216H204ZM213 216H207L206 219H211ZM232 217V216H231ZM230 217V218H231ZM234 217V216H233ZM114 218V217H113ZM163 218V217H162ZM167 218V217H166ZM201 218V217H200ZM72 220L74 223L73 227V235L70 239H65L56 232H61L66 230V226L68 220ZM104 219V218H103ZM115 219V218H114ZM133 219V218H132ZM137 219V218H136ZM150 219V218H149ZM176 219V218H175ZM174 219V220H175ZM202 219V218H201ZM214 219V218H213ZM234 219V218H233ZM262 219V218H261ZM112 220V219H111ZM131 220V219H130ZM177 220V219H176ZM195 220V219H194ZM204 219H202L203 221ZM212 220V219H211ZM11 221L13 224V228L8 227L7 222ZM106 221V220H105ZM132 221V220H131ZM127 222L126 225L118 230L115 234L116 243L115 249L112 254V264H143L140 262L141 260L137 258V246L136 239L132 234V228L130 223ZM136 221V220H135ZM133 220V222H135ZM141 221V220H140ZM140 221H138L140 223ZM169 222H172L168 219ZM167 221V222H168ZM181 221V220H180ZM201 221V220H200ZM210 221V220H209ZM233 220H230V222ZM241 221V220H240ZM239 221V222H240ZM101 222V221H100ZM107 222V221H106ZM142 222V221H141ZM160 222V221H159ZM166 222V223H167ZM168 222V223H169ZM184 222V221H183ZM237 222V223H239ZM9 223V222H8ZM195 223V221H194ZM193 223V224H194ZM198 223V221H197ZM196 223V224H197ZM203 223V222H202ZM201 223V224H202ZM206 223V222H205ZM209 223V222H208ZM234 223V222H233ZM241 223V222H240ZM239 223V224H240ZM67 224V225H66ZM104 224V223H103ZM158 224V222H157ZM156 224V225H157ZM164 224V223H163ZM179 224V223H178ZM192 224V223H191ZM204 224V223H203ZM232 224V223H231ZM236 224V223H235ZM238 224V225H239ZM243 224V223H242ZM99 225V224H98ZM111 225V224H110ZM109 225V226H110ZM142 225V223H140ZM144 225V224H143ZM146 225V224H145ZM156 225L152 226L155 227ZM170 226V224H168ZM172 225V224H171ZM183 225V224H182ZM189 225V224H188ZM195 225V224H194ZM213 225V223H212ZM12 226V225H11ZM97 226V225H96ZM115 226V225H114ZM134 226V225H133ZM137 226V225H136ZM160 226V225H159ZM175 226V225H174ZM177 226V225H176ZM175 226V227H176ZM179 226V225H178ZM187 226V225H185ZM191 226V225H190ZM199 226V225H197ZM202 226V225H201ZM245 225H243L244 227ZM252 226V225H251ZM15 227V229H14ZM99 227V226H98ZM101 227V226H100ZM119 227V226H118ZM147 227V225H146ZM162 227V226H161ZM164 227V226H163ZM162 227V228H163ZM168 227V226H165ZM205 227V226H204ZM213 227V226H212ZM231 227V226H229ZM235 227V226H234ZM240 227V226H238ZM241 227V228H243ZM111 228V227H110ZM157 228V227H156ZM160 228V227H159ZM158 228V229H159ZM160 228V229H162ZM178 228V227H176ZM210 228L207 227V229ZM233 228V227H232ZM68 229V228H67ZM135 229V228H134ZM146 228L144 227V230ZM179 229V228H178ZM192 229V228H191ZM203 229V228H202ZM201 229V230H202ZM212 229V228H211ZM210 229V230H211ZM218 229V228H217ZM217 229H215L217 231ZM234 229V228H233ZM232 229V230H233ZM112 230V229H111ZM115 230V229H114ZM138 230V229H137ZM142 230V228H141ZM148 230V229H146ZM163 230V229H162ZM169 230V229H168ZM195 230V228H194ZM200 230V228H199ZM198 230V232H199ZM200 230V231H201ZM230 230V229H229ZM231 230V231H232ZM237 230V229H235ZM94 231V230H93ZM99 231V230H98ZM102 231V230H101ZM173 231L176 232V230ZM183 231V230H182ZM181 231V234H184ZM186 231V230H185ZM197 231V229H196ZM208 231V230H207ZM206 231V233H207ZM239 231V230H238ZM237 231V232H238ZM243 231V229H242ZM245 231V230H244ZM259 231V230H258ZM263 231V230H262ZM104 232V231H102ZM134 231V235H135ZM157 232V230H156ZM169 232V231H168ZM172 232V228L171 231ZM169 232V233H170ZM204 232V229L203 231ZM213 232V231H212ZM234 232V231H233ZM93 233V232H92ZM98 233V232H97ZM101 233V232H100ZM138 233V232H137ZM205 233V235H206ZM210 233V232H209ZM207 233V234H209ZM222 233V232H220ZM219 233V234H220ZM239 233V232H238ZM237 233V234H238ZM259 233V232H258ZM257 233V235H258ZM64 234V232L62 233ZM71 234V233H70ZM81 234V239L78 240L77 235ZM91 234V233H90ZM104 234V233H102ZM156 234V233H155ZM158 234V232H157ZM160 234V232H159ZM168 234V233H167ZM174 234V233H173ZM173 234H171L173 236ZM178 234V232H177ZM180 234V233H179ZM186 234V233H185ZM201 235V232L199 233ZM218 232L215 234L217 235ZM218 234V235H219ZM224 234V232H223ZM226 234V233H225ZM230 234V233H229ZM240 234V233H239ZM89 235V234H88ZM87 235V236H88ZM109 235V234H108ZM147 234L148 239L151 241V250L152 255L149 256L150 264H202L209 259V254L206 253L201 257L192 256L191 249L194 248L187 247L185 250L184 247L183 252L176 250L175 244L172 242V238H167L169 250L168 253L163 254L162 250L159 249L158 243L153 237ZM195 235V234H193ZM211 235V234H210ZM209 235V237H210ZM231 235V234H230ZM236 235V233H235ZM242 235V234H241ZM260 235V234H259ZM111 236V234H110ZM109 236V237H110ZM144 236V234H143ZM161 236V234H160ZM165 236V235H163ZM177 236V235H176ZM179 236V235H178ZM177 236V237H178ZM204 237V235H201ZM214 236V235H212ZM89 237V236H88ZM167 237V236H165ZM170 237V235H169ZM175 237V235H174ZM181 237V236H179ZM182 237H184L182 235ZM181 237V238H182ZM193 237V236H192ZM208 237V238H209ZM244 237V235H243ZM112 238V237H111ZM186 238V237H185ZM213 238V237H212ZM216 238H218L216 236ZM234 238V237H233ZM109 239V238H108ZM180 239V238H179ZM190 239V237H189ZM192 239V238H191ZM194 239V238H193ZM197 239V238H196ZM211 239V237H210ZM112 240V239H111ZM115 240V239H114ZM136 240V241H135ZM141 240V239H140ZM143 240V239H142ZM176 240V239H175ZM181 240V239H180ZM185 240V239H184ZM187 240V239H186ZM199 240V238H198ZM206 240V239H205ZM212 240V239H211ZM233 240V239H232ZM258 241V239H256ZM105 241V240H104ZM159 241V240H157ZM164 241V240H163ZM194 241V240H193ZM219 241V240H218ZM224 241V240H223ZM89 242V240H88ZM144 242V241H142ZM167 242V241H166ZM166 242H163L166 244ZM178 242V241H177ZM176 242V244H177ZM190 242V241H189ZM201 242V241H200ZM212 242V241H211ZM217 242V241H216ZM225 242V241H224ZM227 242V241H226ZM243 242V241H242ZM99 243V242H98ZM102 243V242H101ZM112 243V242H111ZM188 243V242H187ZM198 242H196L197 244ZM208 243V242H206ZM210 243V242H209ZM138 244V243H137ZM144 244V243H143ZM162 244V243H161ZM179 244V243H178ZM181 244V242H180ZM212 244V243H211ZM208 245L209 247L212 245ZM224 244V243H223ZM237 244V243H236ZM163 245V244H162ZM183 245V244H182ZM186 245V244H184ZM202 245V244H201ZM215 245V244H214ZM213 245V246H214ZM241 245H244L243 243ZM83 246V245H82ZM103 246V244H102ZM145 246V245H144ZM167 246V245H166ZM192 246V245H191ZM195 246V245H193ZM205 246V245H204ZM217 246V243H216ZM246 246V245H244ZM108 247V246H107ZM164 247V246H162ZM178 247V246H177ZM200 247V246H199ZM203 247V246H201ZM206 247V246H205ZM210 247V248H211ZM215 247V246H214ZM239 247V246H238ZM81 248V247H80ZM161 248V247H160ZM165 248V247H164ZM162 248V249H164ZM186 248V246H185ZM228 248V247H227ZM241 248V247H240ZM82 249V248H81ZM106 249V248H105ZM167 249V248H166ZM197 249V248H196ZM207 249V247L205 248ZM213 249V248H212ZM225 249V248H224ZM230 249V248H228ZM232 249V248H231ZM230 249V250H231ZM235 249V248H233ZM64 254L63 255V251ZM95 250V249H94ZM113 250V249H112ZM204 249H202L203 251ZM228 250V251H230ZM253 250V249H252ZM98 251V250H96ZM106 251V250H104ZM108 251V250H107ZM221 251V249L219 250ZM80 252V251H79ZM78 252V253H79ZM85 258L82 264H103L101 259H99L96 254L92 250V246H86L84 249ZM151 252V251H150ZM227 252V251H226ZM233 252V251H230ZM243 252V251H241ZM99 253V252H98ZM220 253V252H218ZM237 253V252H236ZM107 254V253H106ZM147 254V253H146ZM198 254V253H197ZM226 254V253H225ZM234 254V253H233ZM81 255V254H80ZM211 255V254H210ZM256 255V254H255ZM264 255V254H263ZM139 256V253H138ZM147 256V255H146ZM229 256V255H228ZM232 256V255H231ZM253 256V255H252ZM216 257V256H214ZM264 257V256H263ZM78 258V257H77ZM228 258V257H227ZM231 258V257H230ZM80 261V260H79ZM111 261V260H110ZM212 261V260H211ZM223 262V261H222ZM256 262V261H255ZM78 263V260H77ZM148 263V264H149ZM212 263V262H211ZM216 262H214L215 264ZM219 263V262H218ZM257 263V262H256ZM208 264V263H207ZM244 264V263H243Z\"/></svg>",
	"mask_w": 264,
	"mask_h": 264
},
{
	"label": "rangeland",
	"instance_id": "obj_2",
	"mask_svg": "<svg viewBox=\"0 0 264 264\" xmlns=\"http://www.w3.org/2000/svg\"><path fill=\"white\" fill-rule=\"evenodd\" d=\"M36 1L37 2L34 3V8H35L34 9V12H37V13H33V17H32L33 21L29 25L30 27H28L27 29L25 28V29H26V35L28 37H32V35H35L34 37H32V39L34 41H36V43H34V45L30 49L33 50V51H31V60L34 62L32 64L33 65V68H34L33 70H34L35 74L38 72L37 73L38 76H36V78L38 77L39 78V81H37L36 82V86H34L30 90V92H28V97L30 98L29 99L30 101H27V102L29 103L30 107H28L26 109L27 110L26 111V115H24V117L22 119V122H21V124H23V125H21V133L19 132L20 133L19 139L20 138L21 139L20 140L17 139V145H16V153H17V155L14 156L15 157L14 158V162L16 164L20 165V167L22 166V168H23L22 169V172L24 174L26 173L25 175L29 176V178L31 177V180L34 178L32 181H34L35 184L38 183L39 185H42L43 182H44L43 181L44 178H42L43 175H41L42 173H39L38 174L39 171H36L35 170V168H34V162L36 160H38L37 159L38 157H36V156H38V153H41L42 152L44 155L45 154L47 155V153H48L47 151H49V148H50V146H49L50 145V136H49V133H47V129H46L49 126V124H48L49 118H47V116H46V118L48 119V120H46L45 115H47V114H46L45 111L49 108V105H50L51 100L56 99V97L58 98L60 96V94L62 93L61 92V90H62L61 89L62 88L61 87L62 86L61 84H63V77L65 75H68V74L72 73L71 72L72 69H70L69 64L68 63H67L68 65L66 64V59L67 58L70 59L72 57L74 58V53H73V48H72L73 47V44H74L73 41H74V37L75 36L76 37L78 36V33H77L76 30L78 29V24H79V21L81 20V17H82V15H81L82 9L81 8H83V5L80 3L81 0L80 1L79 0H73L72 3H75V6L77 5V3H78V5L75 7L74 10H71V9H67L66 10L62 5H61V7L59 6L61 0H56V1H54V0L53 1L52 0H46V1L45 0H41V1L40 0H36ZM144 1L146 2L147 0H144ZM191 1H193V2L191 3ZM223 1L224 0H218V1L217 0H207V1L206 0H201V1L199 0V2H198V0H190V1L189 0H175V2H176L175 5H174L175 7L173 6V7L169 8V10H167L169 12V14L167 13V11H165L166 14H164V16H166V17L163 16L161 18V16L160 17L158 16L156 18L157 19V21H156L157 23H155V24L154 23H148L149 24L148 29L151 28L150 29L151 31H150V33H148L147 37H149L150 34H151L152 36H150V37H156L157 38L156 40L159 42V45H158L157 48H159V51L156 48H154V50H152L153 48L150 47L151 46L150 44H146L147 45L146 46L147 47L146 49H148V51L151 49V52H153V53L155 51H157L159 53L157 55V52H155V54L157 56L154 54L153 58H155V60L157 59L158 62L160 61L159 63L162 64L163 67L165 66L164 69L166 68L167 71L170 72V74L167 73L168 76H166L164 74V72L162 71V69H160V68H157L156 71H154L155 69L150 70L149 67H148V64H147L148 62H146V64H144V62L140 61L142 64H140V69L137 72V74L138 73H140V74H138V76L136 77V81H135L134 89H133V92H134L133 94H135L133 104L134 103L136 104V101H138L139 102L138 103L139 105H137V106L136 105H132L130 108L128 107V109H126L128 111V115L127 116L128 117L130 116V118L132 119V124L131 125L122 126V129H124L123 132H122L123 135L122 134L120 135L119 139L117 140V143L116 142L114 143L113 148H115L117 152H119V151L120 152H123L130 145H133V144H136V145L139 144L140 145V144L144 143L147 140H149V142H152L153 139L150 141L151 138L154 137V139H155V136H160V135L162 136V139H163L164 135H166L165 137H169L167 139H170L171 141L170 140H167L166 143L168 145L165 144V147L163 148L164 149L163 154H165V155H163V157L161 156L160 159H158L159 161L157 160V164L154 165V167L152 166V169H151V167L149 168V171L150 172L152 171L151 172L152 174L148 171V173L143 177V179L141 177L137 181L138 183L141 182L140 183V186L138 187L139 189L136 188V185H134V184H132V185L127 184L128 181H129V179H131L132 177H134V173H133V175L130 174L128 176V178L126 179V184H124V186L121 185L120 186L121 188L119 187L118 189L115 190L116 193L114 192V194H113V192H112L111 194H113V195L110 194L107 197V199H106L107 202L105 201L103 203V205L100 208H98V210L95 213L96 217L98 219H101V220H99L98 223H96L97 226L95 225V227H93V230L94 231L91 230L93 233L92 232H88L89 235L88 234L87 235L89 237L86 235V237L82 241L83 242L82 243L83 246L82 245L80 246L82 249L80 247H76V249L73 252V254L71 255V257H69L68 264H82L84 262L83 260L85 258L84 249H85L86 246H89V245L92 246L93 252L96 254V256L99 259H101V261H102L103 264H112L113 261H112V254H111V252L114 251V249H115V243L117 242L116 241L115 234H117L116 232H118V230L120 228L124 227L126 225V223L127 222L129 223L131 220H132L131 221L132 223H130V226L132 225L131 226L132 230L136 231L135 232V235L133 233L134 231H132V234L134 236V239L137 240V241L135 240L136 241V244L135 245L137 246V258H139L141 260L140 262L143 261L142 262L143 264H148L149 263V261H148L149 260V256L152 255L151 241L148 239L147 234H150L149 235L150 237H153L154 236L153 239H155V241L157 243L160 242V243H158V246L160 245L159 246V249L162 250L163 254L168 253L167 250H169L168 240H165V239L172 238V242H173V244H175L174 246H175L176 250L178 248V251H180V249H183V247L186 250L187 247L190 246V248L192 247V248L195 249V250L191 249V253L193 252L192 253V256L195 255L196 257H198V256L201 257L202 256V254H201L202 252H203V255L206 254V253H208L209 256H210L209 259H208V261H206V262H204L202 264H207V263L208 264H214V262H216L215 264H243V263L244 264H264V257H263L264 256L263 255L264 254V205H263L264 204V201H262L261 200V197H260V196H263L264 195V164L262 163V162H264V129H263L264 128V100H263L264 99V73H263L264 72V47H263L264 46V40H263L264 39V24H263L264 23V0H256V1L255 0H253V1L252 0L251 1L250 0H248V1L247 0H244V1L243 0H225L224 3H222ZM45 2H46V4H45ZM52 2H53V4H52ZM205 2H206V4H204ZM215 2H219V3H215ZM42 3L44 5H46V6H44ZM187 3L188 4L190 3V5H188ZM35 4H36V6H35ZM184 4L187 5V6H185ZM1 5L2 4H0V10H2L4 12V9H2L4 7H3V5L2 6ZM53 7H54V9H52ZM179 7H181V9ZM37 8H39V10H38L39 12L36 10ZM173 8H175V9H173ZM244 8H246V9H244ZM253 8H254V10H253ZM63 9L66 12L63 11ZM46 10L47 11L50 10L49 11L50 13L47 12ZM68 10L69 11L71 10V11L69 12ZM157 10H159V12L162 11L161 8H159V9L158 8H155V11H157ZM211 11H213V12H211ZM68 12L70 14H67ZM159 12H157V13H159ZM186 12H188V14ZM210 12L214 16L213 18H212V15H211ZM51 13L53 14L52 16L50 15ZM173 13H174V16H173ZM214 13H217L216 14L217 16ZM238 13H240L241 15L239 16ZM66 14H67V17H66ZM167 14L169 15L170 18L167 17L168 16ZM176 14H177V16H176ZM179 14L180 15L183 14V15L179 16ZM62 15L64 16L63 18H62ZM69 15H70V17H69ZM191 15H193V16H191ZM226 15H228V16H226ZM237 15H238L239 18L234 17V16H237ZM171 16H172V18H171ZM178 16H179V18H176ZM201 16H203V18ZM204 16H205V18L207 17L209 20L207 18L205 19ZM253 16L257 20L254 19ZM260 16H261V18H260ZM242 17H244V18L242 19ZM64 18H66V19L64 20ZM163 18H164V20H163ZM180 18H181V20H180ZM215 18H216V20H215ZM246 18H248V19H246ZM250 18H252V19H250ZM158 19H160V21L163 22V24L164 23H166V24L163 25L161 22H158L159 21ZM174 19H176V20H174ZM226 19H229V20H226ZM168 20L169 21L172 20L173 23H171V21L169 22ZM223 20H224V22H223ZM260 20H262V21H260ZM71 21H72V23H71ZM232 22H234V23H232ZM245 22H246V24H245ZM180 23H181V25H180ZM207 23H209V24H207ZM229 23H231L230 24L231 26H229ZM235 23L240 24L239 27L244 26V27H242L243 34H237L236 35L235 31H233L237 27V26L236 27L234 26ZM160 24H162V27H160L161 26ZM167 24H169V25L167 26ZM214 24H216L215 25L216 27L214 26ZM252 24H254V25H252ZM257 24H260V25H257ZM245 25L246 26L247 25L248 26L252 25L253 27L250 26L252 31H247L248 30V26H247V29L245 30V28H246ZM48 26H50V27H48ZM52 26L53 27L56 26V27L53 28ZM155 26L158 29H160V30H158ZM223 26H224V28H223ZM57 27H60V28H57ZM171 27H174V28L172 29ZM262 27H263V29H262ZM39 28H40V30H39ZM155 28L157 30H155ZM185 28H187L186 31L188 33L186 31H184ZM230 28H232V29H230ZM54 29H55V31H54ZM56 29L58 31L60 29L61 33H60V31L58 32ZM181 29H182V31H181ZM226 29H228V30L226 31ZM259 29H260V31H259ZM38 30H39V32H38ZM47 30H48V33L51 34V35H49V37H48V33L46 32ZM62 30H65V31H62ZM221 30L224 31V32H222ZM166 31H167V33H166ZM257 31H259V32H257ZM52 32H55V33L52 34ZM62 32H63V35L64 36L62 35ZM155 32H156L157 35L155 34ZM163 32H164L165 35L163 34ZM202 32H204V33H202ZM252 32L253 33L256 32V33L253 34ZM217 33H220V34H217ZM230 33H232V34H230ZM172 34H173V36H172ZM251 34H253V35H251ZM255 34H256V36H254ZM232 35H234V36H232ZM242 35H244V37L247 38L246 39L247 42L244 40L245 38L242 37ZM39 36H40V39L38 38L39 40H35V38L37 39V37H39ZM59 36H61V38ZM72 36H73V38H71ZM227 36H230V37H228V38L225 39L224 37H227ZM237 36H239V37H237ZM251 36H253V38H250ZM42 37H45L46 39L45 38L42 39ZM183 37H184V39H183ZM197 37H199L201 39L204 37L202 39L203 41L200 40V39H198ZM53 38H54V40H53ZM232 38H233V40H232ZM237 38L239 39L238 41H237ZM254 38H256V39H254ZM178 39H180V40H178ZM182 39L185 40V41L184 42L181 41ZM65 40H67V41H65ZM172 40L173 41H176V42H173ZM253 40H258V41H253ZM45 41H46V44H45ZM199 41H200V44H199ZM228 41H229L230 44L228 43ZM56 42H58L59 44H57ZM63 42L65 43V46H64V43ZM234 42H236V44L237 43H239V44L235 45ZM249 42H250V44L255 42L254 44L257 43L258 45L256 44L257 46L255 45V47L252 48L250 46ZM66 43H67V45H66ZM161 43L164 44V45H162ZM181 43H183L184 46ZM42 44L44 46H42ZM50 44H51V46H50ZM165 44H167V46ZM227 44H229L228 47H226ZM243 44H245V45H243ZM39 45L42 46V48L41 47H38ZM261 45H263L262 46L263 48L261 47ZM169 47H171V48L173 47V49H171V48L168 49ZM224 47H226V49ZM257 47H258V49H257ZM38 48L41 49V50H39ZM227 48H229V49H227ZM250 48H252V49H250ZM194 49L196 51L197 50L198 51L197 52L196 51H193ZM253 49H256V50L253 51ZM160 50H162V51L160 52ZM163 50H165V53H164ZM170 50H171V52H169ZM207 50L210 53L209 55H207L208 54V52H206ZM142 51H140V52H142ZM145 51L148 52L147 50H145ZM177 51H180V52L178 53ZM42 52H44V53H42ZM175 52H176V54L174 56V53ZM193 52H195L196 55ZM258 52H260V53H258ZM190 53L192 55H190ZM212 53H215V54L212 55ZM252 53H254V55ZM166 54H169V55H166ZM176 55L178 56V59H176V57H177ZM180 55H181V58H180ZM193 56H194V58H193ZM205 56H207L209 59L207 57H205ZM256 56L258 58L261 57L262 58V61L259 62L261 58L257 59ZM171 57L173 59H176L177 63H175V61L173 59H171L172 61H170V58ZM201 57H203L205 60L203 58H201ZM43 58L45 59L44 61H43ZM210 58H212V60ZM40 59H42V60H40ZM199 61L201 63L203 62L202 64H204V65H202ZM43 62L45 63V65H43L44 64ZM193 62H194V64H193ZM37 63H41V64H37ZM205 64H207V65H205ZM200 65H201V67H200ZM183 67L185 68V71H183V72L186 73L185 74L186 76L182 79V81L177 86L178 87L177 88L176 87V82H175L176 80L175 79H177L179 76H182V70H184ZM188 67L190 68V70H188ZM35 68H37V69H35ZM166 69H165V71H166ZM145 70H147V72H145ZM149 70H150V72L148 73ZM158 71L160 72V74H157V73H159ZM189 72L191 74L193 73V75H191ZM218 73L220 75H217ZM260 74H261V76H260ZM142 75L145 76L146 78L144 79V77ZM173 75H175V76H173ZM187 75L189 77L186 80ZM208 76H209V79H207ZM243 76H244V78H243ZM245 76H246V78H245ZM138 77H140V79H138ZM38 78H37V80H38ZM142 78H143V80H142ZM179 78H181V77H179ZM191 78L192 79L194 78V80H193L194 82L192 81ZM147 79H148V81H147ZM156 79H158V80L156 81ZM162 79H163V81H162ZM138 80H139L140 83L138 82ZM191 81L193 82L192 84H191ZM220 81L222 82V84H221ZM136 82H138L139 84L138 83L136 84ZM141 82H143V83H141ZM146 82L148 84H151L153 82V84L159 83L161 85H162V83L165 82L163 84V89H161V92H160L162 95L159 96L162 99L159 98V97H157V98L160 99V100H158L156 98L155 99L153 98L156 95V91H154L153 89H150L149 85ZM182 82H184V84H182ZM204 82H207V84L204 83ZM212 83H214V86H213ZM181 84L183 86L184 85H186V86L182 87ZM248 85H249V88H248ZM180 87H181V89H180ZM213 87H215L216 89H213ZM172 88H173V90H172ZM182 88L185 89V90L182 91ZM197 88H199L198 89L199 91L196 90ZM221 88H223V89H221ZM141 89H142V91H141ZM247 89L248 90L251 89V91L249 92ZM134 90L137 91V92H135ZM201 90H202V94L205 93L204 94L205 96L201 94ZM177 91H179V92H177ZM218 91L220 93H218ZM183 92H184V95H183L184 97L182 96V98H181L180 96H181V94ZM248 92H249V94H247ZM221 93H222V96H221ZM260 93H262V94H260ZM136 94L139 97L141 96V98H139ZM150 94H152V95H150ZM145 95H146V97H145ZM185 95H186V97H185ZM136 96L138 98H136ZM135 98H136V100H135ZM152 98H153V100H152ZM176 98L178 99V102L180 103V104L179 103H176V105H178V106L175 105V102H176L175 99ZM138 99H140V100H138ZM255 99H257V100H255ZM156 100H158L159 103ZM190 100H191V102H190ZM227 100H229V103H228ZM215 102H217V104ZM225 104H226V106H225ZM251 104H252V106H251ZM254 104L257 107H255ZM256 104H258V105H256ZM143 105L145 106V108H144ZM152 105H153V107H152ZM156 105H158V106H156ZM189 105H190L191 109L189 108ZM206 105H208V106H206ZM232 105H234V106L232 107ZM134 106H136V107H134ZM140 106H143V107L140 108ZM148 106H150V107H148ZM172 107H175L176 109L175 108H172ZM252 107H255V109L257 108V110L255 111L254 108L252 109ZM211 108H214V109H211ZM217 108H218V111L216 110ZM52 111H54V110H52ZM127 111H126V113H127ZM196 111L199 112L200 114L199 113H196ZM202 111H203V113H202ZM205 111H206V113H205ZM215 111L217 113H219V114L216 115V112ZM257 111H258V114H260L262 116H260V115L257 116ZM134 112H136L137 114L134 113ZM189 112H190V114H188ZM214 112H215V114H214ZM42 113H43V115H42ZM227 113H229V114H227ZM254 113H256V115ZM208 114H209L210 117L207 118ZM40 115H41V117H40ZM42 116H43V119H42ZM164 116L166 118H164ZM202 116H203V120H202ZM221 116H224V117L221 118ZM161 117H162V119H161ZM134 118L135 119L137 118V119L134 120ZM210 118H213L212 120L219 121V122L217 123V126H216L215 129H212V130L209 131L210 127L208 126V128L206 129L205 128V125H206L205 123L208 120H210ZM219 118L222 119V120L220 121ZM232 118H234V119H232ZM241 118H243V119L241 120ZM39 119L41 121L38 122ZM188 119H189L190 123H188ZM212 120H210V121H212ZM254 120H256V121H254ZM40 122H42V124H40ZM165 122H166V125L167 126L166 125L165 126L163 125ZM220 122H222L223 124L220 123ZM246 122H248L247 124L249 126L246 124ZM256 122H258V123H256ZM140 124H143L144 126L143 125H140ZM45 125H47V126H45ZM122 125H125V124H122ZM227 125H229V126H227ZM38 126H39V128H38ZM138 126H139V128H138ZM184 126H186V127H184ZM203 126H204V128H203ZM153 127L155 128V133H153L151 136H149V139L148 138L146 139V137H145L146 134L148 133V131H151V129H153ZM159 127H161V128H159ZM40 128H41V130H40ZM235 128H236V130H235ZM191 130L194 131V132L192 133ZM219 130H221V131H219ZM259 130H260V132H259ZM125 131H127V132H125ZM178 131H181V132H178ZM182 131H184V133ZM160 132H161V134H160ZM210 132L211 133L214 132V134H216L218 136H220V135H222V137L225 136L224 138H226V139L228 138L232 142V146H230L231 148L229 147L228 149H226L227 150V152H225L226 158H225V155H223L221 151H217L215 153L214 158H213V163L215 164L214 165V171H213L214 172V177L217 175L216 178H217V180H218L217 182L219 184L218 187L216 188V191L218 193L217 192H215V193L213 192L212 198L203 200L204 203H203V201H200V203L199 202H194L188 208L189 209V212H191V213L188 212L190 214L189 215L188 213H185L186 211L185 212H182V211H184V208L182 207V204H181L182 203V194H180L178 192L179 190H180V192H182L181 191L182 190L181 186L177 182H175L174 180H172L171 177H170V175L168 176V174L164 171V169H165V166L168 164V162L175 161L177 163L176 165H179L180 164V166L182 167V169L185 170V173H184L183 177L186 178V179H188V177H189L188 174L189 173H187L186 171L190 169L191 171H193V173H195V171H196L195 169L197 167H199L197 165L200 164L199 163L200 160H199V162L198 161L197 162H194V164L191 163V161L192 160H195V159L196 160L197 159H201V157H202V154H201L202 153V150L201 149L204 148L203 151H205V150H208L209 146H211L210 145L211 144V142H210L211 139L209 138V137H211L210 136ZM131 133L132 134L134 133V135L132 136ZM205 133H206V136H205ZM194 134H195V136H193ZM179 135H181V137ZM174 136H175V138H174ZM202 136H203V138H202ZM133 137H137L138 139L137 138H133ZM178 137H180V138H178ZM253 138L256 140L255 143H254L255 140ZM179 139H180V141H179ZM18 140L20 141L19 144H18ZM137 140H139V141H137ZM205 140H207V141H205ZM176 144H178V145H176ZM179 145H181L182 148H181V146L179 147ZM241 145H243V147ZM168 146L170 148H172V149L168 148ZM250 146H253L255 149H253ZM122 148H124V149H122ZM43 149L44 150L46 149V152ZM185 149H187V150L185 151ZM168 150H171V151L168 152ZM173 151H174V153H172ZM193 151H194V153H193ZM238 151H241V152H238ZM171 153L175 155V157L173 156L172 159H171V156H170ZM191 154H194V155H191ZM197 154H200V158H199V155H197ZM216 154H221V156L219 157V155H218V158H217V155ZM46 155L44 156V158L41 157V161H42L41 163H42V165H43L44 168L46 166V161L44 160V159H46ZM189 155H191V157ZM227 155H228V157H227ZM168 156H170V158ZM185 156L186 157L188 156V157L186 158ZM222 156H223V158H222ZM196 157H198V158H196ZM190 158L192 159L191 161H190ZM224 158L226 160H223ZM237 158H240V159H238V161H237ZM186 159H188V160L186 161ZM184 161H186V162H184ZM241 161H242V163L244 161V163L241 164L240 163ZM162 163H163V165L164 164L165 165L163 166ZM0 164H1V166H0V169H1L0 170V174H1L2 173L1 171H3V165H2L1 162H0ZM158 164H160V165H158ZM183 165H185V166H183ZM217 165H221V166H218L217 167ZM237 165H239V167ZM161 166H162V168H160ZM191 166H195L196 168L195 169H192ZM115 167H117V166L115 165ZM163 167H164V169H163ZM224 167H226L227 169L224 168ZM222 171H225V172H222ZM163 178H164V180H163ZM158 179H160V180H158ZM165 181H168L170 183V187L165 186V185H167V184H164ZM157 183H158V186H157ZM152 185H153V187H152ZM154 186L156 187V189H155ZM172 186H173L174 189L172 188ZM191 186L192 187L193 186L196 187V184L195 185H191ZM224 186H226L225 189H224ZM227 186H230V187H227ZM140 189H141V191H140ZM154 189L158 191L156 193H158L159 195H162V196H159L157 194L155 195V190ZM128 190H129V192H128ZM152 190H153V192H152ZM132 192H133V194H132ZM173 192H175V193L177 192L176 193L177 195L175 197H173L175 195ZM171 194H172V196H171ZM178 194H180V195L178 196ZM137 195H139V196H137ZM218 195H220V196H218ZM152 196H153V198H155V200H157L156 201L157 202V205L155 204L156 202L153 203V201H151V199H149V198H152ZM156 196H159L160 198H157ZM173 198H174V201H173ZM178 198H179V201H178ZM162 199H163V202H162ZM175 199H177V200H175ZM249 199H250V201H249ZM165 200L167 201L166 203H165ZM125 201L126 202L129 201V202L126 203ZM94 202L95 201L92 200V203H94ZM121 202H122V204H121ZM140 203H141V205H140ZM158 203H160V204H158ZM176 203H178V204H176ZM205 203H207V204H205ZM223 203H225V204H223ZM202 204H204V205H202ZM32 205H33L32 204V201L29 202V209L28 210L31 211L30 214L33 215V216H31L28 213V215H30V216H28V220L29 221L31 220L30 221L31 223L34 221V217H35L34 211L32 210L33 209L32 208ZM153 205H154V207H153ZM175 205H176V207L177 206H179V207L176 208ZM113 206L115 208H113ZM149 206H150V209H153V210H150L149 209ZM155 206L156 207H159V208H155ZM118 207H119V209H118ZM206 207L207 208H210V209H207ZM116 208L118 209L117 210L118 212L115 211ZM121 208H123V209H121ZM125 208H127L128 210L125 209ZM144 208H146V209H144ZM226 208H228V209H226ZM193 209H195V210H193ZM122 210H124V211H122ZM132 210H133V212L135 211V213H132ZM208 210H211L210 213H209ZM120 211H122V212H120ZM129 211H130V213H129ZM163 211H165V212H163ZM170 211L172 213H174V211H178V212H175L174 213L175 215H174V214H171ZM195 211L198 212L197 215H196ZM219 211H220V213H219ZM119 212H120V214H119ZM205 212H206L207 215L205 214ZM216 212H217V214H215ZM155 213H157V214H155ZM162 213L163 214L165 213V215L164 216H161V215H163ZM232 213H234V215H232ZM236 213H237V216H236ZM112 214H113V216H112ZM132 214H134V215H132ZM199 214H201V216ZM157 215H158V217L156 218ZM209 215L210 216H213L211 218L212 220L209 219L210 221L208 219H206V217L209 216ZM193 216H195V218ZM200 217L202 219H204V220L202 221V219ZM168 219L170 221H172V219H173V221L172 222H169ZM133 220L134 221L136 220V221L133 222ZM230 220H233V221L230 222ZM138 221H140V223H142V225H140V223ZM194 221H195V223H194ZM197 221H198V223H197ZM8 222H7V225L9 224L8 227L13 228V224H11V221H8ZM67 222H68L67 224H69V226L66 224L67 225L66 227L68 229L66 228V230L62 231V233L64 232V234H62L60 231L59 232H56V234H58L59 236H61V237H63V238H65V239L68 240L73 235V227H74L73 225H74V223H73V221L71 219L68 220ZM157 222H158V224H157ZM237 222H239L240 224L237 223ZM212 223H213V225H212ZM145 224L147 225V227H146ZM168 224H170V226ZM209 224H210V228L207 229V227H209ZM154 225H156V226L155 227H152ZM174 225L175 226L177 225L176 227H178L179 229L176 228ZM185 225H187V226H185ZM197 225H199V226H197ZM243 225H245V226L243 227ZM161 226L162 227L164 226V227L162 228ZM165 226H168V227H165ZM229 226H231V227H229ZM238 226H240V227H238ZM144 227L146 229H148V230H146V229L144 230ZM159 227L162 228L163 230L160 229ZM241 227H243V228H241ZM141 228H142V230H141ZM171 228H172V232H170L171 231ZM173 228H174V230H176V232L173 231ZM194 228H195V230H194ZM199 228H200V230L203 228L204 229V232H202L203 229L200 231ZM14 229H15V227H14ZM196 229H197V231H196ZM215 229H217V231ZM235 229H237V230H235ZM242 229H243V231H242ZM101 230L104 231V232H102ZM156 230H157L158 234H157ZM198 230H199V232H198ZM181 231L184 234H181ZM206 231H207V233H209V232L210 233L207 234ZM159 232H160L161 236H160ZM177 232H178V234H177ZM200 232H201V235H204V237H202L199 234ZM217 232H218V234L220 232H222V233H220L219 235L218 234L215 235ZM223 232H224V234H223ZM102 233H104V234H102ZM205 233H206V235H205ZM235 233H236V235H235ZM257 233H258V235H257ZM110 234H111V236H110ZM143 234H144V236H143ZM171 234H173V236ZM193 234H195V235H193ZM163 235H165L167 237H165ZM169 235H170V237H169ZM174 235H175V237H174ZM176 235L177 236L179 235L181 237L183 235L184 237L181 238L179 236L177 237ZM209 235H210V237H211L212 240L210 239ZM212 235H214V236H212ZM243 235H244V237H243ZM216 236L218 238H216ZM81 237H82L81 234H78L77 235L78 240L81 239ZM189 237H190V239H189ZM198 238H199V240H198ZM256 239H258V241ZM88 240H89V242H88ZM157 240H159V241H157ZM142 241H144V242H142ZM163 242H166V244L163 243ZM176 242H177V244H176ZM180 242H181V244H180ZM196 242H198V243L196 244ZM206 242H208V243H206ZM216 243H217V246H216ZM242 243L244 245H246V246L241 245ZM102 244H103V246H102ZM184 244H186V245H184ZM210 244L212 245V247L210 246L211 248L208 246ZM193 245H195V246H193ZM204 245L207 247V249H205L206 247ZM162 246H164L165 248L162 247ZM185 246H186V248H185ZM201 246H203V247H201ZM227 247L230 248V249L232 248V249L230 250ZM162 248H164V249H162ZM233 248H235V249H233ZM202 249H204V250L202 251ZM220 249H221V251H219ZM96 250H98V251H96ZM104 250H106V251H104ZM183 250H181L180 252H183ZM199 250H200L201 253L199 252ZM228 250L233 251V252H230ZM241 251H243V252H241ZM62 252H63V255H65L64 254V250ZM218 252H220V253H218ZM138 253H139V256H138ZM214 256H216V257H214ZM0 258H1V256H0ZM77 260H78V263H77ZM0 262H1V260H0Z\"/></svg>",
	"mask_w": 264,
	"mask_h": 264
}]
</instances>
